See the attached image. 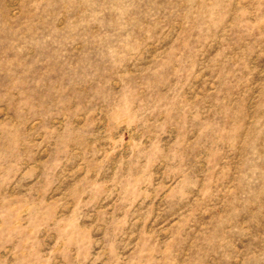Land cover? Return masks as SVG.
Instances as JSON below:
<instances>
[{
    "label": "rangeland",
    "instance_id": "obj_1",
    "mask_svg": "<svg viewBox=\"0 0 264 264\" xmlns=\"http://www.w3.org/2000/svg\"><path fill=\"white\" fill-rule=\"evenodd\" d=\"M0 264H264V0H0Z\"/></svg>",
    "mask_w": 264,
    "mask_h": 264
}]
</instances>
